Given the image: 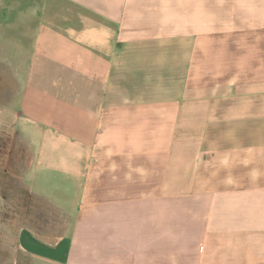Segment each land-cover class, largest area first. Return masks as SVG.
Segmentation results:
<instances>
[{"label": "crops", "instance_id": "obj_1", "mask_svg": "<svg viewBox=\"0 0 264 264\" xmlns=\"http://www.w3.org/2000/svg\"><path fill=\"white\" fill-rule=\"evenodd\" d=\"M35 1L0 134L23 136L65 225L23 226L19 252L264 264V0Z\"/></svg>", "mask_w": 264, "mask_h": 264}, {"label": "rangeland", "instance_id": "obj_2", "mask_svg": "<svg viewBox=\"0 0 264 264\" xmlns=\"http://www.w3.org/2000/svg\"><path fill=\"white\" fill-rule=\"evenodd\" d=\"M38 4L35 0H0V108L19 97L16 75L7 70L11 69L9 63H18L16 39L24 28L17 25V20L26 14L33 17ZM58 5L55 2L56 9ZM30 165L31 152L23 136L19 132L0 134V264L16 262L18 257L20 264H32L19 252L18 235L23 226L60 231L65 225L55 205L31 193L26 182ZM82 253L78 251L73 264H82Z\"/></svg>", "mask_w": 264, "mask_h": 264}, {"label": "clouds", "instance_id": "obj_3", "mask_svg": "<svg viewBox=\"0 0 264 264\" xmlns=\"http://www.w3.org/2000/svg\"><path fill=\"white\" fill-rule=\"evenodd\" d=\"M222 164H224L225 166L228 164V160H227V158H225V159L222 161ZM138 171H141V170H138ZM251 176H252L253 179H256L257 176H258V173L253 172V173L251 174ZM227 183L231 184V183H233V180H232L231 178H229V179L227 180Z\"/></svg>", "mask_w": 264, "mask_h": 264}]
</instances>
